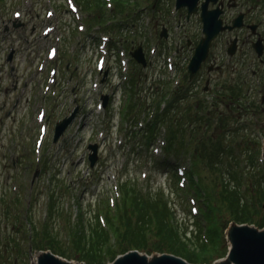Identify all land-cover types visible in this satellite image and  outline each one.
I'll list each match as a JSON object with an SVG mask.
<instances>
[{"label":"rangeland","instance_id":"1","mask_svg":"<svg viewBox=\"0 0 264 264\" xmlns=\"http://www.w3.org/2000/svg\"><path fill=\"white\" fill-rule=\"evenodd\" d=\"M4 3L0 2V207L3 208V210H0V264H24L23 259L25 260V257H21L22 254H25L27 252L28 247L25 243V235H22L21 232V226L19 225V221L15 220V217L17 219H20L18 213L20 211H24L28 208L27 204H19L17 207V212L11 213L8 208L7 215L5 214V207L6 203L4 201L9 199L8 196V185H9V177L14 173L12 172V167L10 164H8L11 161L6 160L5 158V138L9 135L11 137L18 138L17 135L14 133L17 131V127L19 124L18 122V115L21 112L19 108L17 111L14 112V114L11 117H7L5 112L3 111V108L6 106L7 102L11 100V94L15 90L16 84L18 85L20 78L22 75L28 70L31 71L33 68L37 57L40 53H42V42L36 40L34 38V34L38 32L42 26L40 22H38V17L42 16L43 11L41 8V5L37 6L36 10L34 11H24V16L20 20V22H13L11 21V10L12 2L15 0H2ZM55 4L58 8V12L62 18L60 29L62 30V34H67V28L69 25H72V21L68 20L66 18L65 12L62 8L64 1L63 0H54ZM220 1V8L223 11L221 14V18L229 23L231 18L234 17V14L237 12L238 5L241 3V11L244 12V16L242 17V20L245 19L246 21L248 19L253 20V22H257L259 19V16L262 14V10L264 9V0H219ZM169 2V0H168ZM168 5V3H167ZM16 6H21V4H17ZM215 5H212L209 3L208 7L212 8ZM15 7V6H14ZM82 10H84L82 8ZM182 8H179V14L182 15L181 12ZM37 16V17H36ZM191 19V26H190V32L192 35V42L193 44L196 43L195 41V29L196 24L199 22V16L198 13L193 14L190 16ZM37 20H36V19ZM154 18V20H153ZM152 18L153 20V26L156 30H160L162 27L166 31V39H168V27L166 22V17H160L158 20L156 19V16L154 15ZM130 21V19H128ZM22 23V24H21ZM264 20H262L261 30L263 27ZM8 31V36L5 34V32ZM263 31V30H262ZM128 30L124 29L122 33L114 34L115 40H120V37H125L127 35ZM123 34V35H122ZM125 34V35H124ZM223 34L219 40L216 42V44H211L209 54L206 57L204 61L200 63V67L197 70V72L192 76V80L194 82L191 83V86L193 87V90L197 97L189 96L183 99L179 103V108L176 111H173L172 114H180V112L185 111L188 113L189 108H193L194 104L196 103L197 99H204L209 98V94H203L201 97L199 94L196 93V86H199V83H205V78L208 79V81H212L214 79V84L208 86V91L210 90H216L217 88H227L233 87V83H238L241 86L243 92H245V86L246 83L250 80L251 81V90L249 91L247 95V101L249 103H254L253 108L254 109H244L246 108L245 104L243 103V106L241 105L238 107V110H233V104L229 106V104H225L223 101L218 104L216 107H212V110L208 113V115L216 108V112H225L230 113L227 115H232L231 119H227V130L224 131V138L225 142L222 144L220 142L218 148H220L221 158L216 160L215 163L211 164L209 167H205L202 169L199 163V171H200V186L203 185V188H201L210 196V202H213L216 197H219L220 191H222V188L224 186H228L230 188L236 187L238 178L237 175L234 174V170H237V165L231 156V152L234 155L237 151L236 145L238 147V150L246 155L245 157H249L255 162L250 163L252 166L253 163H257V154L260 152L261 149L264 148V101H261L262 94L257 91L256 86L254 85L255 80L258 78L261 79L260 76L256 75L255 77L251 75V68L255 67V65L258 64L257 59H255L254 64H247L243 62L242 54H239L238 56L235 55L233 59V64L230 62L229 64H223L222 63V51L220 45L222 44V38L226 39V37L233 38V31H224L220 33V35ZM122 35V36H120ZM23 37H27V40L29 41V48H26L27 43H24L22 41ZM14 43L17 47V52L15 53V63L18 66V70L14 74H10L7 72V66L6 62L4 60V52H5V45L7 43ZM63 49L65 48V44L62 45ZM84 52V53H83ZM80 53H83L82 56L77 55L75 60H71V63L66 68V62L69 59H63L59 60L60 63V69L61 74H63L64 69H67V74L73 75L72 85L70 87L65 88L63 93L60 94H66L67 92H72L73 96H76L78 100L81 101L80 107L79 102L76 100V103H78V108L76 110V114L74 119L71 122V125L68 127L67 130L64 131V133L57 138L56 141H50V137L46 140L45 151H49L48 157L43 155V160L45 157H47V164H44V166L47 168V171L42 173V170H38V173H36V176L34 175V179L32 183H30V173L27 170L26 172V183H28L29 188L26 189V193L29 194L32 188H35V194L37 191L40 192V195L37 197V203L35 206L31 208V223L33 226L41 228V226H45L46 223H48V227L51 229L52 232H55L58 234V240H59V248L62 250L64 249V254L58 255L62 260L65 262H69L72 264L73 262L80 263L83 262V264H87L86 262L80 260L77 256H75L73 253L66 251L65 245H68L69 241H66L64 239V235L67 233V215L61 214V215H54L52 212L49 214V208L47 206L48 204V197L50 195V192L46 189V182L45 180L50 178L49 175H52L55 177L54 173L56 174L55 179V191L56 195L60 196V199H62V202L67 200L70 204V207L72 204V200L75 198L77 205L81 204V206L78 207L79 215L83 214L85 218H92L95 208L97 207L98 201L93 202L95 199L93 193L98 190V192L101 190V181L106 180V172H109L110 170H114V158L115 155L109 156V154L106 155L105 149L108 147V152H111L114 154V151L119 150L117 148V145L114 142V134H109L103 141H100L96 143L95 150L89 148L88 146L92 144H88V137H85V129H89L88 124V118H90L89 111L84 112V106H86L88 103L90 104V110L93 108V102H91V99L94 97L90 91V81H91V75L94 72V59L90 55V51H86V49L81 50ZM86 56H89V58H84ZM246 57V56H245ZM75 62L78 63V67L75 69L73 66L75 65ZM162 59H159L157 62H155L156 67L152 70L147 71V79H144L141 81L138 87V93L143 94L144 98L142 99V103L146 104L150 101L155 100L153 97L150 98L152 91L154 90H162L164 91V88H161L158 80L160 78V75H164V69L161 65ZM112 65V66H111ZM132 67L134 68V73L137 76L139 72L136 70L135 65L132 64ZM118 66L117 62L114 57H110L107 59V62L105 64V68L103 69L101 75H103L105 80H109L108 84L114 85V88L116 89V93L120 92V76L117 74L118 72ZM112 73V77L109 76ZM141 73L140 75H142ZM100 75V79H101ZM129 75V71H128ZM253 76V77H252ZM63 78V76H62ZM166 79V78H165ZM166 82V80H164ZM148 82V84H146ZM150 85V86H149ZM168 85V84H167ZM104 84H101V91H103L104 95ZM169 86V85H168ZM73 88V90H72ZM240 88V87H239ZM15 92V91H14ZM262 93L264 91L262 90ZM59 94V92H58ZM175 95V94H174ZM217 95V92H215V96ZM214 96V99H215ZM135 97V96H133ZM218 101H220L221 97H216ZM108 101V98H107ZM118 101L116 97V102ZM141 100H137L133 106H139V102ZM46 103H48V114L47 119L50 117V131L52 127L54 126V121L59 119L60 117L65 116L66 114H69L68 112L71 110L72 107H74V104H66L63 102L60 96L54 99H48L46 100ZM227 103V102H226ZM30 106V104L28 105ZM22 107H20L21 109ZM106 106L103 108L102 112H105ZM114 118H117V110L111 111ZM213 112L217 116V113ZM71 113V112H70ZM110 114V112H108ZM222 116H224L221 113ZM190 114L188 113V117ZM174 117V115H172ZM108 120L109 117L107 116ZM185 122V121H183ZM216 123V122H215ZM217 124V123H216ZM200 129L199 131L194 132V137H201V140L204 139L206 141V147L213 144L212 138H215L216 134L219 133L218 126L212 130L209 133L210 128ZM3 128V130H2ZM238 128V129H237ZM237 130V132H235ZM95 131V130H94ZM180 132V131H178ZM253 132L255 134H253ZM181 133V132H180ZM145 138V135L143 134L140 139ZM201 140L199 141V145L201 143ZM141 141V140H140ZM226 142H229L234 147L228 146ZM57 143H63L64 145L58 146ZM131 143V142H130ZM227 145V146H226ZM248 145L250 148H253V151H256L255 157H250L247 150ZM247 148V150H246ZM249 148V149H250ZM102 149V150H101ZM228 149V150H227ZM121 150V149H120ZM140 148H137V152L135 154L129 155L127 161L125 162V167H127V171H123V174H121V179H126L132 174H136L138 170V164L139 162L149 164V184L152 189L156 188H162L166 194H168V198L171 201V206L173 207L176 215L175 220L177 223V226L182 230L183 227L189 231L190 236L187 233V237H189L188 241V247H192L193 242L194 244V251H196V242L197 239L193 237L195 235V229H196V220L190 219L191 216H189L187 213L188 207L184 204V202L180 199L178 195L174 193V176L172 175L171 171V164L170 160L164 159V160H154L151 159V156L146 153L145 150L138 151ZM238 151V154H239ZM95 152V160L93 162L92 167H89L90 169H97L98 176H94V179L90 178H83L80 179L81 176L86 174L87 172V159L86 154L91 153V155ZM227 153V154H225ZM240 155V154H239ZM79 157V160L75 163L76 167H72L68 173H65V169L68 167V164L72 162L73 158ZM146 156L148 157V160L145 159ZM150 158V159H149ZM163 158V157H162ZM160 158V159H162ZM172 162V161H171ZM127 163V164H126ZM18 166V162H16ZM248 166L249 161H247ZM246 165L245 162H242L239 164L238 169H242L243 172L250 171L246 169L244 166ZM42 166V167H44ZM63 170V176L62 171ZM69 169V167H68ZM19 171V170H18ZM254 171V170H253ZM79 172V175H78ZM233 174L232 179L230 178V174ZM249 173V172H248ZM258 175L256 177L253 174H250L248 179L250 177L254 179L261 180L262 184L264 185V170L262 173L259 171H256ZM61 175V176H60ZM120 175V173H118ZM72 177V178H71ZM71 178V179H70ZM66 180L73 186V188L67 183H64L63 180ZM254 179L250 178L249 185L255 187ZM8 181V182H7ZM98 181V182H97ZM44 183V184H43ZM12 185V183H11ZM75 186V187H74ZM23 189V187H21ZM25 191V190H24ZM100 194V192H99ZM64 195H67L63 198ZM92 195V196H91ZM56 197V196H55ZM29 196L26 195L25 200L28 201ZM88 200H93L90 202L91 206L94 208H91L90 206L86 205L88 203ZM75 202V203H76ZM241 203V202H240ZM95 205V206H94ZM218 210L217 217L220 221L224 224V230L220 234V239H218L217 235L215 238H213L214 242H217L219 246L218 251L211 256L209 250H206L207 257L209 258L208 261L203 262L197 261L191 262L194 264H213V262H220L221 260H218L220 256H223V261L227 260L225 253L227 252L228 248V234H230V230L232 227L237 225L235 223V220L230 217L231 212L229 214V210H227L226 205H220L216 204L215 206ZM61 208L62 204H61ZM261 210L264 212V205H262ZM29 215V212H28ZM248 215H250L248 213ZM48 216V217H47ZM236 218V217H235ZM44 219H46L44 221ZM23 220V219H20ZM44 221V222H43ZM25 225L26 223L22 221ZM14 223V224H13ZM245 225H252L253 223L245 222ZM239 225V224H238ZM242 225V224H241ZM255 227L258 226L257 224H253ZM18 226L20 228H18ZM42 226V227H43ZM152 234L154 235V232L152 231ZM153 235L149 238L150 244L153 242ZM11 238L16 241L17 244H14L11 241ZM73 239V237H72ZM149 244V245H150ZM216 244V243H215ZM216 244V245H217ZM148 245V244H147ZM37 246V245H36ZM34 246V247H36ZM124 247V246H123ZM150 248V246L148 247ZM133 249V248H131ZM33 250V249H32ZM140 253H144L148 256V258H151L153 254V251H146L145 249H138ZM199 251V250H198ZM197 251V252H198ZM39 250H33V253L31 255L32 260H36ZM195 252V253H197ZM171 253V252H168ZM177 255V254H175ZM180 257V255H178ZM201 257V256H199ZM30 259V260H31ZM98 259V258H97ZM183 259H185L183 257ZM187 260V259H186ZM188 261V260H187ZM190 262V261H189ZM212 262V263H210ZM229 262V261H228ZM91 264V263H90Z\"/></svg>","mask_w":264,"mask_h":264},{"label":"trees","instance_id":"2","mask_svg":"<svg viewBox=\"0 0 264 264\" xmlns=\"http://www.w3.org/2000/svg\"><path fill=\"white\" fill-rule=\"evenodd\" d=\"M91 1L92 0H81L82 4L86 7L91 6ZM123 1L124 0H116V8H121V3H123ZM96 19H98V16H96ZM132 82H134V80L131 79V83ZM134 83L136 84V82ZM231 93H234L233 89ZM182 97V93L178 91L163 113H156L154 115V120L150 125V132L156 130V126L159 122L167 121L169 123L168 130L171 134V138H175L177 133H179L178 131L181 132L179 134L182 136L184 127L187 129V132L191 134V137H194L195 131L204 129L203 126H205V128H210V126L217 121V126L220 131L217 133L213 144L206 147V141L202 139L200 143L201 147L198 148L197 158L203 167L201 168L204 169L221 158L220 148H218V146L224 137V131L227 130L226 122L229 116L223 112H217V116L213 113L209 115H199L198 111H188L190 114L189 117L188 113L185 111L180 112V114H172L173 111L179 108L178 104ZM221 113L224 116H222ZM172 115H174V117H172ZM211 119L214 120L213 123ZM186 124H189V126L187 127ZM171 147L172 144L170 143L169 148ZM176 147L177 146L174 145V148ZM46 163L47 161L44 162V164ZM46 171L47 168L45 166L42 167V173ZM232 176L233 174L231 173L230 177ZM55 179L56 176L50 175V178L46 182V189L50 192L47 205L49 206V214L53 212L54 215L59 216L64 213L61 208L62 199H60L59 195H56V185L53 183ZM63 181L66 183L65 180ZM122 186L124 192L122 209L112 222L116 248L108 243L106 231L100 227L96 212L94 211L92 218H85L83 214L79 215L75 226L72 228L69 225L68 213L67 230L69 243L65 245L66 251L73 253L87 264H102L104 262V255H108L109 259H113L118 253H123L131 248L145 249L146 251L171 252L184 257L190 262H195L197 259L203 262L208 261L209 258L207 257L206 250H209L211 256L216 253L212 247L207 248L205 244L200 242L197 228L195 229V235H193V237L197 239V241H195L197 244L196 251H194L193 247L195 244L194 242L192 247H188V241L191 239L187 237V230L184 227L181 230L177 226L175 220L176 213L170 205L171 201L168 198V194H166L162 188L152 189L149 186L147 193L142 194L136 183H123ZM39 195L40 192L37 191L34 195L35 200L31 203L32 207L35 206ZM240 202L241 199L237 194L236 188L224 186L219 193V197H216L212 204L213 206H211V215L216 217L218 214V209L215 207L216 204L226 205L229 214L231 212L230 217L233 218L235 222L243 223L251 221L257 224L258 227H263L264 212L261 210L262 204L257 201H252L253 206L251 212H249L246 206ZM248 213L250 215H248ZM31 218V215H29V222ZM47 225L48 223L39 229L35 226H31V244L33 246L37 245L36 249L49 248L54 253L63 256L65 251L64 249L61 250L58 246V234L52 232ZM146 233L148 235L147 237H152L153 235V242L151 244L149 238L145 237ZM209 235L212 239L215 238L216 235L218 239H220V234L217 233L212 226L209 228ZM11 241L17 244L12 238ZM25 241H27L26 237ZM149 246L150 248H148ZM218 248L219 246H217V249ZM102 249L103 251L101 252Z\"/></svg>","mask_w":264,"mask_h":264},{"label":"water","instance_id":"3","mask_svg":"<svg viewBox=\"0 0 264 264\" xmlns=\"http://www.w3.org/2000/svg\"><path fill=\"white\" fill-rule=\"evenodd\" d=\"M215 2L216 0H204L201 4V17L205 24L206 37L196 47V51L191 63V70L200 64L206 57L210 41L218 34L220 30L226 28L221 25V20L218 19L219 9L207 10L208 2ZM197 0H178V6L187 5L190 12H194L196 9ZM207 12V13H206ZM239 19V18H238ZM235 21V25L239 24ZM261 46L258 45V51L260 52ZM138 60H141V55L138 56ZM72 116L63 120L56 129V136L58 137L64 127L70 122ZM95 150V146H92ZM92 160H94V152L92 154ZM228 234L230 240V250L227 255L228 261L221 260L213 264H264V230L258 231L255 228H251L247 225H235ZM34 264H69L60 257L52 254L50 251L41 252ZM82 264V263H81ZM111 264H193L189 263L185 259L169 254V253H156L151 258L144 253H140L136 250H131L123 255L117 257Z\"/></svg>","mask_w":264,"mask_h":264},{"label":"flooded vegetation","instance_id":"4","mask_svg":"<svg viewBox=\"0 0 264 264\" xmlns=\"http://www.w3.org/2000/svg\"><path fill=\"white\" fill-rule=\"evenodd\" d=\"M243 14H244V12H243ZM262 20H264V19H260L259 18L257 20V22H253V20H251V19H248L247 21L245 19H243L242 20L243 21V25L241 27L234 28V29L230 30V31H233V38L231 39L230 37L227 36L226 40H225V43L229 44V46H231L232 49H234V54L233 55H237L238 56V54L241 53L242 54V58H244L249 53L255 54L254 50L252 48V43L255 40H257V39H261L262 40L263 47H264V23H263V27H262L263 31L261 30V26H260L262 24ZM252 24L256 25L253 30L249 26V25H252ZM234 39H235V41L233 42ZM258 58H256V59L259 62H264V49H263L262 57L261 58L258 57ZM253 72H256V70H253ZM214 82H215L214 79L212 81H208V79L205 78V83H207L209 86L214 84ZM263 87H264V82H263Z\"/></svg>","mask_w":264,"mask_h":264},{"label":"bare ground","instance_id":"5","mask_svg":"<svg viewBox=\"0 0 264 264\" xmlns=\"http://www.w3.org/2000/svg\"><path fill=\"white\" fill-rule=\"evenodd\" d=\"M186 61L189 63L188 73L191 74V75H194L197 72V70L199 69L200 64L195 68V70L192 71L190 66H191V63H192L193 59H186ZM251 154L252 155H256V153H253V152H251ZM245 168L250 170V171H248L249 173L247 171H245L244 174H242V173L238 172L236 169H233L234 170L233 172L236 175H239V176L244 175L246 177H249L250 174H253L255 177H256V175H258L255 171H253L254 170L253 166H251V165L248 166L247 165V166H245ZM250 178L254 179L252 177H250ZM254 182H255V187H253L251 185V183L249 185V182L245 183L243 186L246 189V191L248 192V194L250 195V198H251L252 201H257L260 204L264 205V185L262 184L261 180H258V179L257 180L254 179ZM72 264H78V263L73 262Z\"/></svg>","mask_w":264,"mask_h":264}]
</instances>
